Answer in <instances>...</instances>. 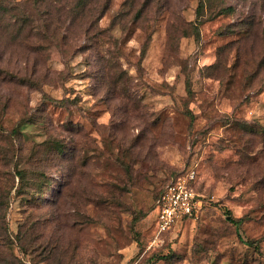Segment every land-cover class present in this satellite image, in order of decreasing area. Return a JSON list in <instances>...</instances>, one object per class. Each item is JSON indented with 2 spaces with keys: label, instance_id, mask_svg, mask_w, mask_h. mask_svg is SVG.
I'll use <instances>...</instances> for the list:
<instances>
[{
  "label": "rangeland",
  "instance_id": "rangeland-1",
  "mask_svg": "<svg viewBox=\"0 0 264 264\" xmlns=\"http://www.w3.org/2000/svg\"><path fill=\"white\" fill-rule=\"evenodd\" d=\"M0 264H264V0H0Z\"/></svg>",
  "mask_w": 264,
  "mask_h": 264
},
{
  "label": "built area",
  "instance_id": "built-area-1",
  "mask_svg": "<svg viewBox=\"0 0 264 264\" xmlns=\"http://www.w3.org/2000/svg\"><path fill=\"white\" fill-rule=\"evenodd\" d=\"M195 171L190 170L185 175H179L167 185L157 200L156 230L163 234L186 217L193 216L202 207V200L192 187Z\"/></svg>",
  "mask_w": 264,
  "mask_h": 264
},
{
  "label": "trees",
  "instance_id": "trees-1",
  "mask_svg": "<svg viewBox=\"0 0 264 264\" xmlns=\"http://www.w3.org/2000/svg\"><path fill=\"white\" fill-rule=\"evenodd\" d=\"M81 6V1H79L78 2V4L75 6V8H77L78 6ZM82 5H84V3H82ZM20 174V178H21V180H23L24 178H25V175H23V173L22 172H20L19 173ZM162 194V193H161ZM160 197V196H159ZM228 218L235 224V225H239L241 222H242V219L241 218H239V219H236V218H234V217H232V216H228ZM250 245H254V246H256V247H258L259 245H258V242L257 241H250V242H248Z\"/></svg>",
  "mask_w": 264,
  "mask_h": 264
}]
</instances>
